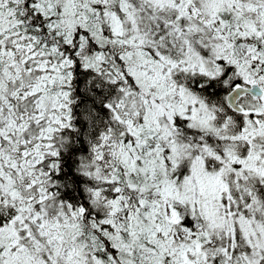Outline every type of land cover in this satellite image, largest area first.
I'll return each mask as SVG.
<instances>
[{
	"label": "snow or ice",
	"instance_id": "snow-or-ice-1",
	"mask_svg": "<svg viewBox=\"0 0 264 264\" xmlns=\"http://www.w3.org/2000/svg\"><path fill=\"white\" fill-rule=\"evenodd\" d=\"M0 264H264V0H0Z\"/></svg>",
	"mask_w": 264,
	"mask_h": 264
}]
</instances>
